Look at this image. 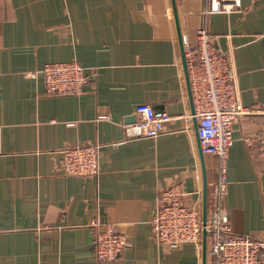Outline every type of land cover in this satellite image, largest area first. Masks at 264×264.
Segmentation results:
<instances>
[{"label": "crops", "instance_id": "crops-1", "mask_svg": "<svg viewBox=\"0 0 264 264\" xmlns=\"http://www.w3.org/2000/svg\"><path fill=\"white\" fill-rule=\"evenodd\" d=\"M180 38L204 27L253 109L233 123L222 206L233 233L264 240V158L251 140L264 126V0L210 12L212 0H174ZM172 0H0V264H98L97 219L127 245L105 264H213L202 247L159 246L151 215L162 189L180 183L202 211L219 158L201 153ZM75 60L80 94L47 93V62ZM174 117L171 131L127 138L138 104ZM99 145L97 175H64L59 150ZM104 226V225H103Z\"/></svg>", "mask_w": 264, "mask_h": 264}, {"label": "built area", "instance_id": "built-area-1", "mask_svg": "<svg viewBox=\"0 0 264 264\" xmlns=\"http://www.w3.org/2000/svg\"><path fill=\"white\" fill-rule=\"evenodd\" d=\"M239 7L240 0H212L210 12L229 13ZM181 42L192 104L190 116L196 122L198 147L201 153L218 156L219 173L207 192L205 221L197 207L199 199L193 207L183 202L185 192L180 183L162 189L150 219L154 237L159 246L167 249L184 244L200 249L205 232L213 264H264V240L231 232L222 206L225 161L233 143V123L253 113V109L240 102L236 73L228 55L217 49L211 32L199 27L192 42L184 36ZM40 72L47 93L77 95L87 81L85 68L75 60L47 62ZM135 115L133 123L123 124L127 138H155L171 131L174 117L166 112L156 114L149 104H138ZM251 140L257 145L258 155L264 158V126L246 142ZM59 154L60 171L64 175H97L99 172L97 144L65 146ZM88 226L93 233V257L98 264L109 263L127 245L124 233L113 224L93 219Z\"/></svg>", "mask_w": 264, "mask_h": 264}, {"label": "water", "instance_id": "water-1", "mask_svg": "<svg viewBox=\"0 0 264 264\" xmlns=\"http://www.w3.org/2000/svg\"><path fill=\"white\" fill-rule=\"evenodd\" d=\"M172 4H173L174 13H175V21H176V26H177V29H178L179 40L181 41L174 0H172ZM181 52H182V61H183V65H184V68H185V74H186V77H187V70H186L185 59H184L183 50H182V44H181ZM187 83H188V78H187ZM188 86H189V83H188ZM189 92H190V90H189ZM205 216H206V186L204 185V188H203V199H202V219H203V221H205ZM202 249H203V253H204L205 252V232H203Z\"/></svg>", "mask_w": 264, "mask_h": 264}]
</instances>
